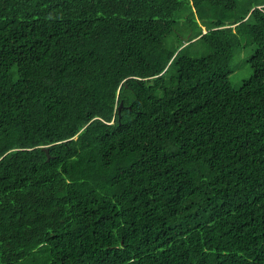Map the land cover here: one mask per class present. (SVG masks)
Listing matches in <instances>:
<instances>
[{
	"label": "trees",
	"instance_id": "1",
	"mask_svg": "<svg viewBox=\"0 0 264 264\" xmlns=\"http://www.w3.org/2000/svg\"><path fill=\"white\" fill-rule=\"evenodd\" d=\"M259 6L0 0V264H264Z\"/></svg>",
	"mask_w": 264,
	"mask_h": 264
},
{
	"label": "rangeland",
	"instance_id": "2",
	"mask_svg": "<svg viewBox=\"0 0 264 264\" xmlns=\"http://www.w3.org/2000/svg\"><path fill=\"white\" fill-rule=\"evenodd\" d=\"M264 1V0H261ZM242 3H246V2H242ZM263 3V2H260ZM264 7V6H261ZM260 6L257 8H261ZM250 18H245V22H249ZM197 22V24L202 28L203 32L206 31V24L203 20H195ZM228 27V26H227ZM244 41L247 43V41L242 37L241 38V46L239 48H236L234 50L235 53V57L234 59H232L231 61V65L230 68L232 70V74H231V84L233 86L234 89H237L240 87V85L242 84V82L246 79H248L251 76V69L247 63V59L249 58L248 54L251 50L254 51L253 47L244 49L242 48V45L244 43ZM170 43H173L172 41ZM167 44V42H166ZM170 45V44H169ZM199 51L200 54L199 55H203L202 53H206L208 51L206 46H199ZM190 54V53H189ZM191 56H196L193 47L191 48Z\"/></svg>",
	"mask_w": 264,
	"mask_h": 264
},
{
	"label": "water",
	"instance_id": "3",
	"mask_svg": "<svg viewBox=\"0 0 264 264\" xmlns=\"http://www.w3.org/2000/svg\"><path fill=\"white\" fill-rule=\"evenodd\" d=\"M120 107H121V104H120ZM120 107H119V110H120ZM45 152H47V149H43Z\"/></svg>",
	"mask_w": 264,
	"mask_h": 264
}]
</instances>
